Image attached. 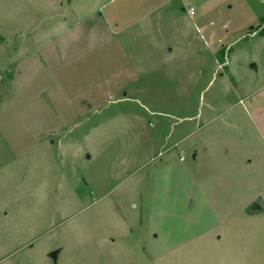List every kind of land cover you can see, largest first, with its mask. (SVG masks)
Masks as SVG:
<instances>
[{
  "label": "rangeland",
  "instance_id": "374dc122",
  "mask_svg": "<svg viewBox=\"0 0 264 264\" xmlns=\"http://www.w3.org/2000/svg\"><path fill=\"white\" fill-rule=\"evenodd\" d=\"M91 16L143 87L41 138L58 112L0 89V264H264V0H0V83Z\"/></svg>",
  "mask_w": 264,
  "mask_h": 264
},
{
  "label": "crops",
  "instance_id": "0c3cea01",
  "mask_svg": "<svg viewBox=\"0 0 264 264\" xmlns=\"http://www.w3.org/2000/svg\"><path fill=\"white\" fill-rule=\"evenodd\" d=\"M115 36L105 18L91 16L56 31L15 61L10 79L1 81L0 89L9 90L20 80V93L26 102L39 103L46 114L52 109L58 112V116L50 117L51 123L39 126L44 129L38 138L77 123L86 112L125 96L135 85L136 89L143 87L141 68L133 65ZM39 95L46 97L47 105ZM251 109L250 115L264 138V100ZM7 118L22 121L18 127L29 128L25 121H32V117L15 120L10 113Z\"/></svg>",
  "mask_w": 264,
  "mask_h": 264
},
{
  "label": "water",
  "instance_id": "95a60500",
  "mask_svg": "<svg viewBox=\"0 0 264 264\" xmlns=\"http://www.w3.org/2000/svg\"><path fill=\"white\" fill-rule=\"evenodd\" d=\"M251 68L254 66L251 65ZM193 157H195V154H193ZM256 212H264V204L261 198H258L255 203H253L249 208H248V213H256ZM58 250L52 251L51 253L48 254V257L51 259L53 263L56 262Z\"/></svg>",
  "mask_w": 264,
  "mask_h": 264
},
{
  "label": "built area",
  "instance_id": "2783aa9c",
  "mask_svg": "<svg viewBox=\"0 0 264 264\" xmlns=\"http://www.w3.org/2000/svg\"><path fill=\"white\" fill-rule=\"evenodd\" d=\"M186 12H187V14H188L189 16H193V15H194L193 10H191V9L187 10ZM179 161H180V162H183V161H184V158H183V157H180V158H179Z\"/></svg>",
  "mask_w": 264,
  "mask_h": 264
}]
</instances>
